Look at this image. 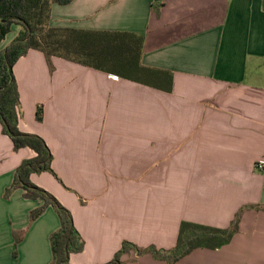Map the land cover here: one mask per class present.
<instances>
[{
  "label": "crops",
  "instance_id": "crops-1",
  "mask_svg": "<svg viewBox=\"0 0 264 264\" xmlns=\"http://www.w3.org/2000/svg\"><path fill=\"white\" fill-rule=\"evenodd\" d=\"M51 26L142 34V64L174 77L168 93L63 58L50 63L38 50L14 66L19 128L54 157L53 173L32 182L72 213L85 243L70 264H107L126 242L171 250L183 222L227 229L243 208L230 244L176 264H264V0H74L53 6ZM20 31L13 26L0 52ZM34 156L15 151L0 122V264L54 260V208L31 221L41 202L22 189L5 197ZM122 261L170 264L135 251Z\"/></svg>",
  "mask_w": 264,
  "mask_h": 264
},
{
  "label": "trees",
  "instance_id": "trees-1",
  "mask_svg": "<svg viewBox=\"0 0 264 264\" xmlns=\"http://www.w3.org/2000/svg\"><path fill=\"white\" fill-rule=\"evenodd\" d=\"M74 0H0V41L21 27L18 37L0 52V122L3 133L10 137L15 151L30 149L35 153L17 169L13 185L6 191V199L22 189L28 200L39 201L40 207L31 213V221L42 216L49 207L58 214L61 226L51 237L54 260L52 264H70L73 254L84 251L85 243L76 230L72 213L56 197L32 182L33 174L53 173V154L46 141L38 135L23 133L19 128L20 91L14 66L30 50L116 75L122 79L172 92L174 77L170 71L145 67L142 57L146 36L128 32L59 29L51 26L55 4L68 5ZM38 121L43 120V109L38 108ZM250 208V207H248ZM241 209L232 225L219 229L191 222H183L176 246L171 250L155 247L140 248L126 242L116 257L107 264H124L122 257L135 251L139 256L151 254L155 259L176 264L198 249L217 250L227 246L239 232ZM21 238H16V245ZM16 255V253H15Z\"/></svg>",
  "mask_w": 264,
  "mask_h": 264
},
{
  "label": "built area",
  "instance_id": "built-area-1",
  "mask_svg": "<svg viewBox=\"0 0 264 264\" xmlns=\"http://www.w3.org/2000/svg\"><path fill=\"white\" fill-rule=\"evenodd\" d=\"M114 78H115V79H118V77H114ZM257 169H258L259 171L263 172V171H264V162L259 163V164L257 165Z\"/></svg>",
  "mask_w": 264,
  "mask_h": 264
}]
</instances>
